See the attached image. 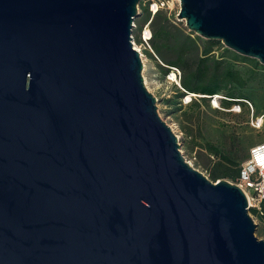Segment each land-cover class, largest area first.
Wrapping results in <instances>:
<instances>
[{
    "label": "water",
    "instance_id": "1",
    "mask_svg": "<svg viewBox=\"0 0 264 264\" xmlns=\"http://www.w3.org/2000/svg\"><path fill=\"white\" fill-rule=\"evenodd\" d=\"M141 0H0V264H264L246 194L185 160L132 42ZM178 20L264 65V0Z\"/></svg>",
    "mask_w": 264,
    "mask_h": 264
},
{
    "label": "rangeland",
    "instance_id": "2",
    "mask_svg": "<svg viewBox=\"0 0 264 264\" xmlns=\"http://www.w3.org/2000/svg\"><path fill=\"white\" fill-rule=\"evenodd\" d=\"M142 1L145 4L148 3L149 10V2L157 3L159 9L166 11L173 22L180 21L181 25L185 26L184 20H178L176 16L179 11V0ZM151 7L154 8L156 5L152 4ZM138 12L134 19L136 26L132 30V41L136 45L139 44L137 38L139 39V26L143 19L140 4H138ZM146 49L149 48L140 46L144 65L142 69L144 83L157 98V111L176 134L185 160L208 178L210 173L218 168L217 161L220 155H224L239 166L247 158L249 148L264 139V72L257 68L255 78L242 89V98L245 102L232 103L228 107H223L220 100L216 101L217 104L219 102L218 106L212 98H209L206 104L198 95H191L190 100L189 98L185 100L188 94L181 97L175 94L174 85H178V73L170 68L163 75L157 66L159 60L155 56L149 57ZM219 52L220 48L215 50L216 55ZM235 66L245 75L250 69V64L245 61L239 60L235 62ZM171 73H174V76ZM257 122L261 125H257ZM209 149H215L218 154L210 152ZM223 178L232 183L235 182L233 178ZM249 213L256 224L255 235L264 239V221L250 211Z\"/></svg>",
    "mask_w": 264,
    "mask_h": 264
},
{
    "label": "trees",
    "instance_id": "3",
    "mask_svg": "<svg viewBox=\"0 0 264 264\" xmlns=\"http://www.w3.org/2000/svg\"><path fill=\"white\" fill-rule=\"evenodd\" d=\"M139 4L143 15L139 30L149 21L151 31L149 40L151 51L146 49V53L149 57L155 56L159 60L157 66L163 75L171 67H176L180 72L179 85H174L177 97L193 93L207 104L210 95L221 94L224 96L220 99L223 107L245 102L242 98V89L255 78L257 68L264 72V65L255 58L228 49L219 40L205 39L189 31L180 21L173 22L163 9H157L151 14L148 3L145 4L141 0ZM137 41L139 42L138 38ZM219 48L220 52L216 55L215 50ZM239 60L250 64L246 75L235 66V62ZM193 102L197 104L196 101ZM209 150L218 154L215 149ZM217 164L219 166L216 171L209 175L211 180L237 177L240 165L237 166L234 161L220 155ZM249 211L264 221V197L259 208L250 207Z\"/></svg>",
    "mask_w": 264,
    "mask_h": 264
},
{
    "label": "built area",
    "instance_id": "4",
    "mask_svg": "<svg viewBox=\"0 0 264 264\" xmlns=\"http://www.w3.org/2000/svg\"><path fill=\"white\" fill-rule=\"evenodd\" d=\"M152 4L156 5L155 8H152ZM149 7L152 12L157 11L159 9L157 3H153V1L149 2ZM133 28L136 26L133 21ZM132 28V30H133ZM133 37V35H132ZM151 39V31L149 27V21L145 22L139 32V46L134 44L135 49L140 52V46H147L150 50L149 40ZM175 72L178 73V77L180 75L179 70L176 67H171ZM179 85V82L177 83ZM192 96H195L193 93H188V98L190 100ZM201 96V95H200ZM209 98H212L216 104L217 100L224 98L221 94H213L210 95ZM243 100V99H242ZM245 101V100H243ZM247 101V100H246ZM238 106V105H237ZM239 110V107H238ZM259 125V122L256 123ZM238 186H240L244 193L246 194L249 208L257 207L259 208V204L261 199L264 197V139L249 148V154L247 158L240 164L238 175L235 178V182Z\"/></svg>",
    "mask_w": 264,
    "mask_h": 264
},
{
    "label": "bare ground",
    "instance_id": "5",
    "mask_svg": "<svg viewBox=\"0 0 264 264\" xmlns=\"http://www.w3.org/2000/svg\"><path fill=\"white\" fill-rule=\"evenodd\" d=\"M154 8H155V7H154ZM142 61H143V60H142ZM143 66H144V65H143ZM171 75L174 76V73H171ZM173 79H174V77H173ZM186 98H188V97H185V100H186ZM185 100H184V101H185ZM236 109H237V108H236ZM259 120L261 121V118H260ZM260 125H261V124H259V126H260Z\"/></svg>",
    "mask_w": 264,
    "mask_h": 264
}]
</instances>
